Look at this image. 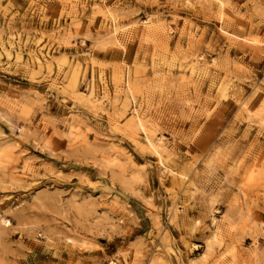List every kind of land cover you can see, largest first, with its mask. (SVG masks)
<instances>
[{
    "label": "rangeland",
    "instance_id": "obj_1",
    "mask_svg": "<svg viewBox=\"0 0 264 264\" xmlns=\"http://www.w3.org/2000/svg\"><path fill=\"white\" fill-rule=\"evenodd\" d=\"M111 263L264 264V0H0V264Z\"/></svg>",
    "mask_w": 264,
    "mask_h": 264
},
{
    "label": "bare ground",
    "instance_id": "obj_2",
    "mask_svg": "<svg viewBox=\"0 0 264 264\" xmlns=\"http://www.w3.org/2000/svg\"><path fill=\"white\" fill-rule=\"evenodd\" d=\"M186 64V63H185ZM182 65V64H181ZM188 65V64H187ZM184 66V65H183ZM182 67V66H181ZM111 264H114V263H111Z\"/></svg>",
    "mask_w": 264,
    "mask_h": 264
}]
</instances>
